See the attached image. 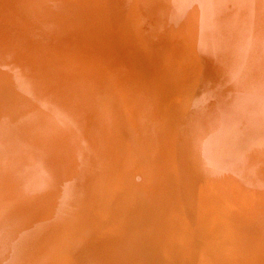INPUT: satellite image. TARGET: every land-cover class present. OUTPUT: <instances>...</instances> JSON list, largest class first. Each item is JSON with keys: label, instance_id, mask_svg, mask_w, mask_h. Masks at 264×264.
<instances>
[{"label": "rangeland", "instance_id": "rangeland-1", "mask_svg": "<svg viewBox=\"0 0 264 264\" xmlns=\"http://www.w3.org/2000/svg\"><path fill=\"white\" fill-rule=\"evenodd\" d=\"M23 1V6L17 2L24 11H19L21 17L16 18L17 13L9 11L0 0V10L5 11L0 13V17L4 16L0 23L17 27L18 34L22 30L30 39L35 33L29 24L36 23L45 35L48 51L54 52L49 40L63 47L57 39L49 37L47 29L53 30L44 28L50 18L46 10L33 11L39 1L30 8L27 7L36 0L32 4ZM114 1L110 6H102V13L109 18L104 30L109 35L103 33L104 42L103 36L95 33L92 37L95 43L84 44L81 39L84 46H89L84 47L82 56L90 65L85 67V73H81L82 69L78 71L79 79L84 81L76 85L67 81L65 66L58 67L62 74L58 71V74L46 75L49 77L46 88L52 92L60 83L63 97L72 104L74 115L79 90L82 96L85 91L86 99L80 98L84 101L82 115L89 117L94 126L95 134L85 144L86 152L81 149V136L76 133L78 137L70 146L59 149V154L72 163L73 169L77 167L86 173L87 178L104 171L118 182V192L108 187L99 201L113 206L118 199H125L122 206L125 210L119 217L123 224L135 213L131 223L135 224L134 235L141 246L134 250L138 261L140 254L145 257L140 264H145L146 259L148 264H264V42L256 39L254 45L240 43V48L232 44L237 38L235 28L248 32L246 28L252 23V15H247L246 7L240 14L237 5L225 3L210 7L203 0L195 3L178 0L185 14L174 2ZM67 19L58 25L61 36L74 28ZM257 23L260 27L258 17ZM5 33L6 29L1 28L0 36L6 41L3 45L10 49ZM91 33L89 29L88 34ZM205 47L216 49L221 59L235 52L239 56L238 59L233 56L235 60L227 61V66L209 59ZM209 55L212 57L210 51ZM31 60L32 63H25L2 49L0 72L6 74L32 66L26 74L12 76L11 81L25 80V89L21 92L27 106L32 108L41 103L42 107H36L37 110L49 114L51 109H44L51 105L46 100L48 95L43 93L42 100L37 96L39 93L33 95L31 91L34 88L40 91L43 75L48 73L41 65L52 62L42 56L41 59L33 56ZM73 93L75 97L70 96ZM51 98L58 100L52 101L54 104L61 102L55 95ZM60 116V109L55 108L51 117L45 119L51 129H59ZM75 117L79 126L86 124ZM41 123L42 131L49 132L46 124ZM73 125L76 131H81ZM6 149H0L1 160L15 159L20 167H16V162L13 169L24 177L28 171L35 170L32 176L39 174L44 186L39 195L38 189L28 188L24 192L23 187H16V181H8L7 185H14L15 205L21 203L23 210L34 207L41 211L54 203L51 221L43 225L39 240L29 249L26 264H97L96 255L101 251L95 250L104 240L108 247L104 249L105 254L114 264H121L122 254L128 251L121 225L118 224L114 237L105 239L104 236L101 243L93 237L96 236L93 230L90 231L93 236L87 235L86 241L77 237L86 222L81 216L85 211L79 209L86 187L81 190L75 186L76 180L71 179L63 186L57 169L47 159L43 168V145L38 144L26 154L19 147L4 152ZM202 149L215 154L214 163L224 165L225 171L207 168L209 160L197 152ZM239 185L243 193L238 190L237 194ZM228 199L245 203L246 208L235 210ZM13 206L0 203V243L11 221L7 218L17 211ZM109 213L106 208L87 216L106 227L112 217ZM20 216L24 215L20 213ZM129 259L136 260L134 253Z\"/></svg>", "mask_w": 264, "mask_h": 264}, {"label": "bare ground", "instance_id": "bare-ground-1", "mask_svg": "<svg viewBox=\"0 0 264 264\" xmlns=\"http://www.w3.org/2000/svg\"><path fill=\"white\" fill-rule=\"evenodd\" d=\"M34 1L35 0H26V2L30 4H32ZM37 1H39V3ZM64 1L66 2V4ZM161 1L167 2L169 4L174 2V4H176V6L179 7V9L182 10L183 13L185 14L186 10L184 9V6L180 5L179 4L180 2L178 0H169V1L161 0ZM195 1L197 0H192L193 3H195ZM203 1H205L210 7L225 5V3H228L229 4V5L227 4L228 6L237 5L236 8L240 14H241V10L244 7H246L248 11L247 15H250V16L252 15L251 18L253 17V19L250 18L252 22V23L250 22L251 24H249L250 27L249 26L247 28L245 27L248 32L246 31L241 32L242 30L235 28L236 33H237L235 37L237 38L236 40L232 42L235 48H240V43L250 44L252 42L251 45H254V42H256V39L260 42L262 41L264 42V11H263L264 10V0H203ZM11 2H13V4ZM17 2H21L22 6L24 5L23 0H5V1L3 0L1 4L7 5V9L11 12L17 13L16 18H19L21 17V14L19 13V11H24V9H21L22 7L18 6ZM114 2L116 1L114 0H36L33 5L27 7V8L33 7L38 3L33 8V11L35 10L39 11L43 9L44 11L46 10L48 15H50V18L47 19L48 21H46L47 25L45 26L43 24L45 26L44 28L49 27L50 30H53L49 32V30L47 29L49 37L51 39H54V38L57 39L59 42H61V44L65 48L63 49L61 45L57 46L56 44L53 43L54 41H51L48 39L51 44L50 48H53L54 52L48 51L47 48H45V46L47 45L45 44V35L40 30V26L38 24L34 23L36 26L34 24H29V26H31L32 28H30L29 26L28 28L33 30V32L35 33L34 36L31 37L33 39H30L29 38L30 36L28 35L29 36L28 37L25 34V32L22 30L18 34L17 27H14L13 25L6 26L4 25V23H0L1 24L0 30L3 27L6 29L7 33H5V35L11 44L9 46L10 49H8V47L3 45L6 43L5 39H3V36H0V50L4 49L5 54L11 55V56L12 55L17 56L20 59L24 60L25 63L27 62L32 63L31 58H33V56L37 57L38 59H41V56H42L43 58H45L46 61L52 62L49 65H41L42 69H44L48 73L43 75L44 82L42 83V86H40L41 87L40 91L38 88H34L31 91L33 95H37L39 93L37 96L38 97L40 96L42 100H44L43 93H46L48 95L46 100L47 99L50 100L49 104L51 105L45 107L44 109L46 110L51 109L50 112L48 111L49 114L46 112H43V110H37L36 107L38 106L42 107L41 103L38 104V106L36 105L33 106L32 108L31 106L29 107L27 106L26 100L23 98V94L21 92L23 89H25L24 84H26V82L25 83L23 82L25 80L19 83L11 81L12 76H16L17 73H19L20 76L24 75L26 74V72H29L30 69H32V66L26 69H22V70H13L11 71V73H9L8 71L6 74L5 73L3 74L2 72H0V149L2 150L4 148H7L4 151V152H7L10 150V148L19 147L22 150H24V152L22 153L26 154L27 151L34 150L38 144L43 145L44 150H45V154L41 156V162H42L41 165L43 168H44V162L47 159L53 164L54 168L57 169V176L61 180L63 186L67 185L69 183V180L71 179V180H76L77 183L75 184V186L77 185V187L80 188L81 190L82 188L86 187L85 196L82 197L81 192H80L81 194L79 195L80 198L82 197L81 202H83V205H80L81 207H79V209L82 208L83 211H85V213H83V215L81 216L85 219L87 223L85 222V225L81 227L82 231L78 233L77 235L78 239L80 238V240L86 241L87 235H89L91 233L90 231L93 230L96 236H93L92 233L91 235L95 237V239L98 242L101 243L104 236H106L105 239L108 238L110 235L111 237L115 236V232L118 229L119 227L118 224H119L123 228L122 234L124 237H122V239L125 241V243L128 246V251L125 254H122L121 256V264H140L139 261L144 260L145 257H143L140 254V260L138 261V259L136 258L137 251L134 250V248H138V246H141L140 241L137 239V236L134 235L135 224L131 223L132 220L134 219L133 217L135 213H133L129 217L132 220L130 219L128 223L123 224L122 222H120L119 217H121L120 214H122V212H124L125 210V209L122 210V206L126 202L125 199H118V201L115 202L113 206L108 203L106 205L104 204V202L103 204L100 202L103 199L100 196L102 195V192L104 191V189H107L108 187L113 188V189L115 188L116 189L115 192L116 193L118 192V187H119L118 182H116L115 178L111 180L110 177H108L109 174L104 171H102V173L100 172V174L98 172L97 176H95V174L93 175L90 174V176H88L87 178L86 173H82L81 169L74 167V169L76 168L77 169L76 171L79 172V174L77 175L76 174L77 172L72 167V163L70 161H67L66 159H63L62 155L59 154L58 152L59 149L62 150L65 147L70 146L72 140L76 139L77 135L81 136V140H82L81 149L84 152H86L85 144H89L88 142L93 139V134H95L94 126L91 124V120L89 119V117L88 118L84 117L85 114L82 115V112H83L82 102H84L83 100L86 99L84 98L85 91H84V95L82 96L83 93L81 94V91L79 90L80 94L78 93L79 96H77L78 101L74 103L75 107L77 108L75 115L79 119L83 120L82 122L86 123V124L81 123V125L79 126V123L78 121H76V117L73 112L72 104H68L69 100L63 97L64 91L63 92L61 91V84L59 83L56 85L59 88L54 86L52 89L53 90L52 92L48 90V88H46L47 87L46 83H49V77H47L46 75H49V74L53 75L54 72L58 74V71L62 74V69H58V67L60 66L61 67L65 66V68L67 67L68 69V70L66 69V72H67L66 77L68 79L67 81H71L75 85L84 81L83 78H81V80L79 79L78 71L82 69L81 73L83 74V72L85 73L86 71L85 67H87V65H90L85 60L84 56H82L83 55L82 51H84V47L88 48L89 46H84L81 43V39L84 44L90 43V42L95 43V41L92 42L93 40L92 37L94 36V33H95L96 35H98V37L102 38L103 36L102 42H104L103 33H107L109 35V32L104 31L109 25L108 23L109 18L105 12L102 13V6L107 7V6H110L109 4H114ZM260 9L262 10L260 11ZM4 12H5L4 10H0V13L2 14ZM3 17L4 16L0 18H3ZM67 17H68L67 20L69 21L71 20L70 22H72V25L74 28L68 30L64 35L61 36V34L58 33L59 31H57L61 28V27H58V25L60 24L61 21L64 22L63 19ZM257 17L259 19L260 27H258ZM254 20L255 22H253ZM101 23H103L105 26L103 27ZM85 27L87 28L84 30ZM111 28L115 29L113 27ZM89 29L92 32L91 35L88 34ZM231 38L232 36H230L229 38L230 41H231ZM194 47H195V50H198L197 46L194 45ZM205 50H206V54L209 56V59H211L212 61L214 60L213 62L216 61V63H218V61H221L224 64L226 63L227 66H228V62L229 63L233 62V60H235L236 57L238 59V56H239L238 54L239 52H235V53H231L232 56H227V58H225L226 56H224L221 59L216 49H209L205 47ZM209 51L212 54V57L209 55ZM233 56H236V57L233 58ZM5 65L7 66L6 63ZM263 75H264V72H263ZM16 77H19V76H16ZM54 95L60 98L61 102H59V104L58 103L54 104L55 102L58 101V100L55 101L54 98H51ZM75 95L76 93L70 94V96H74V97ZM82 97H83V100L80 101V98L82 99ZM52 101L54 103H52ZM55 108H59L60 115H62L60 116L59 129L57 130L51 129L49 126L50 122L48 120L47 121L45 120L51 117V113H53ZM41 122H44L46 124V127L47 129H49L48 130L49 132L42 131L44 128L40 126L42 124ZM73 124L79 127L77 129L80 130L81 128V131H76ZM33 125L36 127H33ZM83 128H85L86 131L83 130ZM58 135H59V138H58ZM7 138H13V140H5ZM126 146H129V145L127 144ZM197 152L199 156L204 155L206 156L207 160H209V163L207 165L209 167L207 168L211 169V167H213V168L223 169L225 171L224 169L225 167L223 168L224 165L221 164L219 166L218 164L214 163L215 154L213 156L211 153H206L204 149H202V151L198 150ZM103 153L104 151H101L100 154L103 155ZM56 157H57V162L55 161ZM9 158H10V161H9ZM16 162L17 161L11 157H5L3 160L0 159V179L2 181L0 182V203L1 204L11 203L14 205L13 207H17V211H14V213L10 214V216L7 218V219H11L10 224L7 229H4L3 231L4 233L1 235L0 264H26L27 263L26 261L29 258L28 257L29 249H31L36 244L35 242L36 240L37 241L39 240L38 238L41 236V230H43L42 229L43 225L46 222L51 221V217L54 212L53 211L54 203H52L46 208H41V211H39V209L35 210L34 207H27L23 210L22 208H20L21 203H18L15 205L16 200L14 197V192H12L14 185L13 184L7 185L8 181L10 182L12 181V179L13 181H16L17 182L16 187L17 188H19L20 186L23 187L24 192H26L28 188H31L35 191L38 189L39 191H37V193H39V195L40 193L43 192V188H44V186H42V182L39 179V174L37 176H32L34 175V173H36L35 170L28 171V174L26 175V177H24V175L21 176V174H17L16 171L13 169L14 164ZM16 167H20V164L18 162L16 164ZM132 176H134V174ZM246 180L247 179H245L244 181ZM3 182H6L4 189H3ZM241 186L239 185L237 189L235 190L237 194L240 193L238 190L242 192ZM96 187L98 188V192L96 190ZM222 188L220 187L221 190ZM218 189L219 188H217V190ZM72 190L73 188H71V191H70L71 193L73 192ZM219 192L221 191L219 190ZM244 199H246V197ZM231 200L232 199H228L229 205L232 206L235 210L241 211V208H246L245 203L243 204L241 202H238L237 200L236 202L235 201L231 202ZM106 208H108V211L110 212L109 214L110 215L112 214V217L109 220V224L106 227H104V225L98 224V222H94L92 218L89 219L87 216L88 213L91 216L92 212L99 213V212L106 211ZM119 209H121V211ZM20 213H22L24 216L23 217L20 216ZM54 229L56 230V228ZM85 232L87 234H85ZM104 242L99 245V248L98 246L96 247V250H95L96 252L101 251V254L96 255V263L97 264H114V262H112L111 259L108 258L107 254H105L104 249L107 244ZM25 248L27 249V252ZM142 250H144V248ZM141 251L139 252L143 253ZM102 252H104L103 255H102ZM132 253H134V258L136 260L129 259V255H131ZM25 256H27V258H25ZM24 258L25 260H23ZM147 260L148 259L145 260V264H148Z\"/></svg>", "mask_w": 264, "mask_h": 264}]
</instances>
